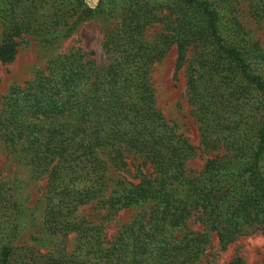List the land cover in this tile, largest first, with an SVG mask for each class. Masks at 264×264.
<instances>
[{
  "label": "trees",
  "instance_id": "16d2710c",
  "mask_svg": "<svg viewBox=\"0 0 264 264\" xmlns=\"http://www.w3.org/2000/svg\"><path fill=\"white\" fill-rule=\"evenodd\" d=\"M84 1L0 2V63L15 59L21 36L69 27L84 13ZM241 2L264 23V0ZM237 4L132 0L105 32V62L76 48L0 94V153L35 179L45 177L42 228L78 239L66 258L29 264H199L210 233L224 249L247 223L264 226V70L257 63L263 55L241 27ZM155 24L161 29L147 36ZM172 47L175 73L186 65L201 147L220 154L197 178L186 176L193 148L157 109L151 83L153 67ZM240 84L254 97L239 93ZM136 161L139 182L132 184L123 176ZM145 167L154 179H145ZM10 191L0 179L4 231L16 203ZM92 204L112 213L145 210L107 238L103 224L80 216ZM194 212L201 232L188 228ZM13 251L11 241L0 244V264H10Z\"/></svg>",
  "mask_w": 264,
  "mask_h": 264
},
{
  "label": "rangeland",
  "instance_id": "374dc122",
  "mask_svg": "<svg viewBox=\"0 0 264 264\" xmlns=\"http://www.w3.org/2000/svg\"><path fill=\"white\" fill-rule=\"evenodd\" d=\"M4 1L6 0H0L2 3ZM131 1L85 0L84 13L81 17L73 19L69 27L48 36H21L17 40L15 59L8 64L0 63V94H5L13 85L21 86L32 80L35 73L42 70L49 60L76 48L93 53L96 63L105 62L102 51L105 32L120 22L123 10ZM146 1L161 4L162 0ZM236 1V16L244 31L260 47L263 61L257 63L260 69L264 70V23L251 19L246 4L241 0ZM160 29L161 26L153 25L147 36L154 35ZM175 59L176 49L172 47L162 61L153 67L151 83L155 91L157 109L165 120L175 125L177 134L193 148L194 156L186 163V176L197 178L202 173L205 162L220 154L204 151L201 147L203 126L197 121L187 101L186 65L175 73ZM238 88L239 93L254 97L243 85H238ZM138 164L137 161L132 163L130 174L123 176L132 184L139 182L138 177L135 178ZM140 170L146 175V180L154 179L149 178L151 172L147 167ZM0 179L9 183V194H12L16 202L8 212L11 215V224L3 226L7 227L5 231L0 230V244L7 241L12 243L14 251L10 264H29L42 256L64 259L71 255L78 245L76 236L50 234L42 228L45 177L35 179L24 165L15 164L0 153ZM144 210V207H136L112 213L106 207H96L92 204L82 208L80 216L93 224H103L107 238H112L121 226L140 216ZM193 214L188 220V228L201 232V222L196 213ZM221 248L217 238L210 233L208 246L199 264H232L233 260L238 258L243 264H263L264 226L247 223L237 238L225 245L224 249Z\"/></svg>",
  "mask_w": 264,
  "mask_h": 264
}]
</instances>
